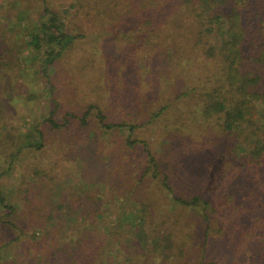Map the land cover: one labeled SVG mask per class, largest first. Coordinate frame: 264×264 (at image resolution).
Here are the masks:
<instances>
[{"label":"rangeland","instance_id":"374dc122","mask_svg":"<svg viewBox=\"0 0 264 264\" xmlns=\"http://www.w3.org/2000/svg\"><path fill=\"white\" fill-rule=\"evenodd\" d=\"M127 3L132 6L130 0H0V189L10 203L21 207L31 229L20 240L22 249L35 244L32 238L40 225L32 217L42 208L40 203L50 199L69 203L81 213L79 207L89 203V196L98 195L103 224L94 225L104 232V225H112L118 213L133 210L141 217L140 203H155V209H150L154 214L146 215L145 222L157 237L170 230L171 221L164 223L155 212L169 215L182 210L152 175L140 184L141 165L148 166L147 157L143 145H127L128 131L102 128L97 109L91 111L88 127L81 126L80 117L92 104L103 108L112 120L139 124L133 138L150 144L162 175L179 190L200 191L214 207L264 190V165L256 168L250 157L234 148L239 136L225 132L215 119H205L198 99L177 97L187 90L188 78L181 74L169 90L168 81L175 80L179 68L173 69V61L166 56L159 64L154 47L164 36L125 25L131 17L109 16V10L124 13ZM48 9L63 14L75 40L46 73L42 54L28 43L35 24L48 17ZM166 93L175 96L170 108L151 119L166 102ZM52 113L59 122L69 118L71 123L54 127L46 122ZM36 125L46 134L45 147L24 148L13 157ZM242 207L239 212H245ZM233 210L224 212L222 219L209 209L215 228L205 247L208 261L204 263L264 264V213L242 214L244 219L253 218L254 227L247 228L252 236L232 237L226 230V216ZM184 220L190 222L186 231L190 232L204 219L189 211ZM120 235L111 233L106 240L114 238L121 252L126 249ZM14 236L0 228L1 243ZM204 246L201 238L199 250ZM144 248L140 252L149 258L150 248ZM41 251L37 247L35 252ZM201 253L191 263L199 261ZM7 259L1 255L0 264H30L35 258Z\"/></svg>","mask_w":264,"mask_h":264},{"label":"trees","instance_id":"16d2710c","mask_svg":"<svg viewBox=\"0 0 264 264\" xmlns=\"http://www.w3.org/2000/svg\"><path fill=\"white\" fill-rule=\"evenodd\" d=\"M130 1L132 6L127 3L124 13L109 10L108 14L113 17H131L133 20L127 21L125 25L133 26L141 32H152L155 37L164 36V40L158 42V48L154 47V51L158 52L159 64L163 60L161 57L166 56L173 61V69L179 68L175 80L168 81L169 90L178 84L183 74L188 78L185 81L188 84H185L187 90L183 89L177 97L198 99L203 117L207 120L215 119L225 132L236 133L240 139L234 148L250 157L256 168L264 165V0ZM99 12L102 14L106 11ZM47 14L46 20L35 24L28 43L42 54L46 73L75 40V35L67 29L60 11L48 9ZM170 94L166 93V102L152 113L151 119L159 117L170 108L169 101L175 97H170ZM93 109H97L102 128L126 130L129 132V147L143 145L148 166L141 165L140 184L152 175L161 181L163 191L168 189L172 204L182 208L178 213L169 215L155 212L157 216H163L164 223L171 221L170 230L160 232L157 237L155 230L146 224V215L154 214L151 213V207L155 209V203L149 200V203H140L138 207L141 217L133 210L118 213L112 225H104V229H107L104 232L94 225L103 224L98 195L97 198L89 196V203L79 207L82 208L81 213L73 210L69 203L56 204L50 199L45 204L40 203L42 208L32 217L40 225L32 238L35 244L22 249L24 244L20 240L29 233L26 229H31L26 226L21 207L10 203L0 189V228L15 233L8 241L0 242V257L7 256V261L10 257L22 261L27 258L36 259L37 254V259L30 264H205L208 261L205 247L215 228L210 208L222 219L225 218L224 212L234 208L235 213L226 216L229 236L250 237L251 230L247 231V228L254 227L253 218L244 219L242 214L247 213L248 217H253L261 211L264 213V190L259 193L254 190L243 201L236 200V196L230 205L225 203L224 206L217 204L214 207L207 195L200 191L187 194L176 188L167 175H162L163 170L150 144L133 138L139 124L112 120L103 108L92 104L80 117L81 126L88 127V117ZM46 122L56 128H63L71 120L66 118L61 123L53 118L52 113ZM28 134L29 138L12 153L13 157L19 156L24 148L45 147L46 134L38 125ZM241 206L245 212H239ZM189 211L200 214L204 219L200 221L197 230H192L198 231V234L186 232L191 224L183 219ZM89 220L91 223H88ZM111 233H119L125 251L120 252L116 248L114 238L106 240V235L109 237ZM201 238L205 245L202 251L198 248ZM37 247L42 251L36 253ZM143 247L150 248L149 258L142 256L140 249ZM199 252H202L198 254L200 260L191 263ZM207 264L219 263L210 260Z\"/></svg>","mask_w":264,"mask_h":264}]
</instances>
